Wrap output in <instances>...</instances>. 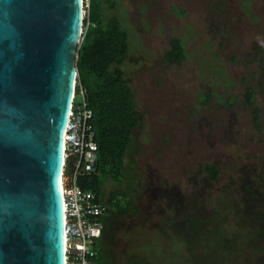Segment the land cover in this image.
I'll list each match as a JSON object with an SVG mask.
<instances>
[{"label":"rangeland","instance_id":"1","mask_svg":"<svg viewBox=\"0 0 264 264\" xmlns=\"http://www.w3.org/2000/svg\"><path fill=\"white\" fill-rule=\"evenodd\" d=\"M115 12L129 30L124 70L142 120L125 180L104 186L106 196L130 191L128 214L111 219V250L140 244L147 263L168 264L188 222L192 264H264V231L248 235L264 226V0H118ZM173 38L187 50L175 64L164 56Z\"/></svg>","mask_w":264,"mask_h":264},{"label":"water","instance_id":"2","mask_svg":"<svg viewBox=\"0 0 264 264\" xmlns=\"http://www.w3.org/2000/svg\"><path fill=\"white\" fill-rule=\"evenodd\" d=\"M84 0H0V264H65L64 134Z\"/></svg>","mask_w":264,"mask_h":264},{"label":"trees","instance_id":"3","mask_svg":"<svg viewBox=\"0 0 264 264\" xmlns=\"http://www.w3.org/2000/svg\"><path fill=\"white\" fill-rule=\"evenodd\" d=\"M117 2L118 0H90L89 13L83 20V26L87 23L88 25L78 47L76 65L93 110L92 123L99 156L96 164L97 173L82 177L80 184L85 189L91 190L95 199L105 206V212L100 217L104 227L101 235L94 242L96 253L93 264H156L155 261L151 263L145 261L146 253L140 244L122 253H114L108 243L113 216L124 217L128 214L130 191L118 188L106 196L104 186L108 178L116 183L125 180L127 156L134 145V135L142 120L137 109L131 79L124 70L130 49V34L127 25L115 12ZM107 7L111 9L109 13L106 11ZM164 56L169 63L182 62L187 57L183 40L173 38ZM244 84L246 86L244 104L253 107L256 126L260 128L261 110L255 106V89L247 84L246 78H244ZM215 92L214 90L213 93ZM200 97L202 101H205L210 98V95L204 93ZM218 99L221 100L220 97ZM208 171L211 179L217 180L219 173L217 168L209 166ZM249 198H252V194L247 200H250ZM248 203L246 201L245 205ZM247 214L245 213L244 218L248 216ZM198 221L202 219L196 222L199 223ZM216 228L223 229V226L217 225ZM263 231L264 226L259 232H249L248 235L253 236L251 240H258ZM190 233L191 227L187 222L181 226V232L175 237L179 243L177 251L170 248L171 243L168 244V254L171 256L168 264H192L190 260L193 250ZM256 234H258L257 237ZM161 243L164 245V241L161 240ZM224 250L233 252L229 247ZM201 264H208V262L205 260Z\"/></svg>","mask_w":264,"mask_h":264},{"label":"built area","instance_id":"4","mask_svg":"<svg viewBox=\"0 0 264 264\" xmlns=\"http://www.w3.org/2000/svg\"><path fill=\"white\" fill-rule=\"evenodd\" d=\"M90 0H84V16ZM88 25V23H87ZM87 25L84 26L85 30ZM93 110L79 75L75 80L69 119L64 134L61 189L65 209V264H93L94 242L101 235L104 204L80 184L84 176L97 173L98 144L92 123Z\"/></svg>","mask_w":264,"mask_h":264}]
</instances>
